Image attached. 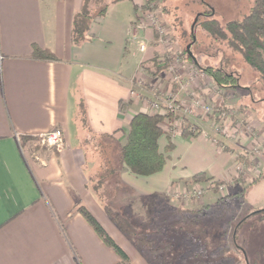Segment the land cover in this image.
<instances>
[{
	"label": "crops",
	"instance_id": "1",
	"mask_svg": "<svg viewBox=\"0 0 264 264\" xmlns=\"http://www.w3.org/2000/svg\"><path fill=\"white\" fill-rule=\"evenodd\" d=\"M139 1L109 3L105 15L92 20V37L74 45L71 23L83 0H0V264H151L148 250L132 238L128 248L118 243L128 257L121 263V257L77 209L85 206L112 238L122 233L99 202L98 189L89 185L98 180L99 136L112 134L122 143L132 115L148 112L140 95L150 94L153 87L169 94L153 96L160 104L171 96L177 100L191 97L187 88L180 90L171 82L166 71L149 73L156 48L142 52L130 35L137 23ZM146 31L139 28V37H146ZM33 45L49 49L56 59L33 57ZM195 69L206 77L208 86L196 79L194 96L208 103L212 97L218 114L224 115L220 109L232 100L212 95L209 84H214L215 94L225 87L215 84L198 66ZM234 102L230 105L236 109ZM236 111L264 134V124L252 107ZM189 113L182 114V120L198 127L194 137L171 135L167 122H161L164 132L158 139L159 149L163 150L167 135L174 148L160 171L143 176L124 169L119 174L133 195L163 196L170 220L176 217L178 206L211 213L201 206L213 203L218 193L178 202L166 197L167 189L189 184L199 171L213 179H228L231 168H239L234 156L238 147L223 150L209 137L214 134V117L201 111ZM55 127L63 132L64 147L36 151L35 134ZM24 135L30 138L22 141ZM115 186L114 176L108 178L102 190L108 200L123 195ZM223 261L246 264L243 257Z\"/></svg>",
	"mask_w": 264,
	"mask_h": 264
},
{
	"label": "rangeland",
	"instance_id": "2",
	"mask_svg": "<svg viewBox=\"0 0 264 264\" xmlns=\"http://www.w3.org/2000/svg\"><path fill=\"white\" fill-rule=\"evenodd\" d=\"M105 1L107 0H101L100 2ZM253 2L254 0H141L135 5L137 19L142 18L144 27L147 30L146 37L148 40L145 36L141 37L146 41V49L148 47L153 50L156 48L157 52L152 57L154 63H152L153 68L150 69L149 73L155 75L164 70L171 82H173V76L180 73L182 78L188 81L187 89L191 97L178 100L181 105L180 109L183 110L180 111L179 109L176 115L171 116L175 119H171L170 116L166 119L163 118L167 122L168 133L171 135L178 134L176 132L179 129L181 130L183 125L191 124L189 121L182 120V114L191 115L190 110H192V113L201 111L206 115L213 116L214 134L209 137L223 150L228 149L229 151V148H232L230 146L233 145L238 147L234 156L237 163L239 162V168L237 166L232 167L233 171L230 178L220 179L224 180L221 182L224 185L222 189L219 188V184L215 188L216 190L212 189L217 179L193 181L191 178L189 184L179 188L171 187L166 190V197L178 202L197 200L210 192H217L218 198L221 195L226 196L227 205L221 208L219 213L215 211L216 206L212 205L211 213L205 214L208 217L202 214L203 216L198 215L201 217L197 219L198 221L203 220L204 223L217 222L221 230L219 237H212L209 229V236L202 234L204 232L202 230L206 228L204 226V229L197 230L198 233H193L194 235L192 234L188 238L186 231L191 229L189 220H181L177 223L176 221L180 218L179 214L170 220V214L168 212V215L166 214L167 203L163 196L159 198L156 196L137 197L131 193L129 188L124 187L120 178L115 188L123 191L121 197L108 200L102 195L103 187L99 188L97 192L101 205L108 202L113 212L119 211L128 214L131 220L140 227L139 232L136 234H127L123 231L119 235L114 234L116 238L113 239L117 244L120 243L125 247L131 246V238L140 243L139 238L144 235L152 238L158 245L170 244L166 249L169 260L164 258L174 264H226L223 261L224 258L231 262L238 257H243L246 264H264V146L260 147L261 153H258L259 156L254 157L253 153L249 152L253 143L260 142L264 144V134H262L259 127L254 126L247 118H240L236 111L238 107L243 109L252 107V110L256 111L261 118V123L264 124V83L259 78L258 73L244 61L239 52L229 47L224 40L210 36L201 27V22L204 19L212 17L220 23L231 19H240L248 13ZM197 13H200L198 17ZM187 45H189L188 49ZM188 50L191 52L190 56L187 53ZM157 66L164 67L159 69ZM196 66L201 69L206 66L220 67L225 72L233 75V81L230 82L231 86L228 85V87L223 88L222 93L215 94L217 90L212 86L214 84H209L212 95H223L227 96L228 100H232V102L227 103L225 109H220V111L225 112L224 115L220 114L221 112L218 114L215 109L218 107V103L212 97L208 103L203 102L196 95L194 96L193 88L196 79L199 78L201 83L207 85L204 82L207 80L206 77L201 76L200 72L198 73L195 69ZM190 71L193 72V76L189 75ZM202 77L205 79H202ZM171 92L170 88L169 93L172 95ZM159 93L169 95L166 92L161 93L157 86L153 87L150 94L140 95L148 112L150 111L149 113L154 112L150 108V103L155 100L154 97ZM192 99L193 101L198 99L202 104L210 106L209 111H206L203 107L195 106ZM235 100L237 103L234 102L237 106L236 109L231 106ZM183 111L185 113H182ZM191 126L193 132L199 131L196 125ZM35 144L36 151L48 147L37 140ZM231 165L233 164L231 163ZM91 170L92 166H89L88 172ZM259 179L262 180L249 187ZM234 180L238 181L239 185H231L230 183L235 182ZM89 185L94 188L95 183H89ZM193 189H201L202 192L198 196L183 197L181 195L183 192L190 194ZM174 192H178L179 195L174 196ZM178 208L182 207L178 206ZM189 216L192 215L188 214L187 217L189 218ZM243 217H245L244 221L237 228V223ZM103 223L109 228L108 222ZM223 231L226 232L222 233ZM203 237H207L208 243L206 245L202 244L204 242ZM197 240L200 241L203 247L197 244ZM218 241L220 245L217 246ZM143 247L145 248L144 245ZM242 249L246 251L244 256Z\"/></svg>",
	"mask_w": 264,
	"mask_h": 264
},
{
	"label": "trees",
	"instance_id": "3",
	"mask_svg": "<svg viewBox=\"0 0 264 264\" xmlns=\"http://www.w3.org/2000/svg\"><path fill=\"white\" fill-rule=\"evenodd\" d=\"M100 1L101 0H83L81 7L74 14L71 23V42L74 45H79L80 43L90 39L92 34L89 33V28L92 20L95 17L104 16L109 3L119 0H107L105 2ZM199 15L200 13H197V17ZM201 27L210 36L224 40L229 47L239 52L244 61L258 73L259 78L264 83V0H254L248 13L243 15L240 19H231L224 23H220L216 18L212 17L204 19L201 22ZM31 55L39 59H56V56L49 49L42 48L37 45H33ZM151 61L154 63L153 59ZM157 67L160 69V67L162 68L164 66ZM202 70L213 79L215 84L219 86L228 87V85L231 84L230 82L233 81V75L225 72L220 67L214 68L212 66H206L202 68ZM83 114L84 108L81 104L80 115L83 116ZM167 115V112L160 111L153 113L144 111L136 112L129 120L127 130L125 132V139L122 143L117 142V139H115L112 134L105 135V137L99 136V150L97 153L100 159V166L97 170L98 180L94 186L95 190L102 187L104 189L105 186L107 187L108 178L113 176L117 183L119 180V174L124 169H128L135 175L147 176L156 173L163 168L168 157L167 153L174 148V143L171 141L169 135H167V141L163 150H160L158 145V139L164 132L161 122ZM191 125L194 124L187 123L181 127L180 135L183 138L194 137L199 133V131L193 132L191 130ZM20 138L22 141H25L29 139L30 136L24 135ZM238 157H240V155H238ZM191 178L193 181H206L208 179H212V177L207 176L204 171L194 173ZM215 181L214 187L212 188L213 190L224 180L217 179ZM212 205L216 206L215 211H218L219 213L220 209L226 207L227 205L226 196L221 195L213 203L204 204L201 208L205 207L211 209L213 208ZM103 208L121 231L127 234H136L139 232V225L133 222L128 214L121 213L119 211L113 212L108 202L104 203ZM77 209L90 223L103 242L113 248L121 257V263H126L128 261V257L125 252L113 240L107 231H105L102 225L87 210V208L80 205ZM175 212L180 216V218L176 221L177 223L181 220H189L191 229H187L186 231V236L188 238L193 233H198L197 230L204 229L205 227L207 229L205 228V230H202L204 231L202 234L209 236V229L212 237L220 236L219 232L221 230L220 227H218L217 222L204 223L202 222L203 220H197L201 217L198 215H202L200 210L176 208ZM188 214L192 215L189 216L191 219L187 217ZM203 215L206 216L205 214ZM244 219L245 217L237 223V228L244 221ZM226 231H223L222 233ZM139 241L148 250L151 257V264H174L172 261H167L169 259L167 258L168 252L166 249L170 244L163 246L158 245L152 238H148L144 235L139 238ZM197 241V244L202 247V244L206 245V243H208L207 237L204 238V242H202V244L199 240ZM210 242L211 241H209V243ZM218 245H220V242L217 246ZM241 251L244 256L246 251H244V249Z\"/></svg>",
	"mask_w": 264,
	"mask_h": 264
},
{
	"label": "built area",
	"instance_id": "4",
	"mask_svg": "<svg viewBox=\"0 0 264 264\" xmlns=\"http://www.w3.org/2000/svg\"><path fill=\"white\" fill-rule=\"evenodd\" d=\"M142 27H144V21L142 20V18L139 17L137 19V23L130 29V35H131L132 39L137 42L138 49L143 52V51H145L147 44H146V41H144V39L140 38L138 35V30H139V28H142ZM159 30H160V28H159ZM173 82H175L178 85V88L180 90H185L187 88V82L188 81L184 80L180 73H176L173 76ZM192 102L195 106L203 107L206 111H209V109H210V106L202 104L200 102V100H198V99H195L194 101L192 99ZM180 106L181 105L178 102V100L175 99V97H173V96L165 98L163 104H160L156 100H153L150 103L151 110H153L154 112H159V111H161V108H162V110L164 112L168 113V115L170 116L171 119H175L174 117H171V116L176 115V112L180 109ZM191 111L192 110H190L189 112H191ZM179 131H181V130L179 129ZM179 131H177L176 133H179ZM34 137L42 145L48 146L50 148H55L57 150L63 148L65 145L63 132L58 127H55V128L49 129V130H45V131H41V132L35 134ZM261 146H264V144H262L260 142H255L251 146V150H249V152L251 151L253 153L254 157L259 156L258 153L260 152ZM223 187H224V185L222 183H220L219 188L222 189ZM201 192H202L201 189H193L192 192H190V194L187 192H183V193H181V195L183 197H189L190 195L191 196L192 195L198 196L201 194ZM173 194H174V196L179 195L178 192H174Z\"/></svg>",
	"mask_w": 264,
	"mask_h": 264
},
{
	"label": "water",
	"instance_id": "5",
	"mask_svg": "<svg viewBox=\"0 0 264 264\" xmlns=\"http://www.w3.org/2000/svg\"><path fill=\"white\" fill-rule=\"evenodd\" d=\"M189 48V45H187V49ZM189 55H191V52L188 50L187 52Z\"/></svg>",
	"mask_w": 264,
	"mask_h": 264
}]
</instances>
